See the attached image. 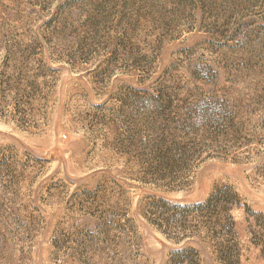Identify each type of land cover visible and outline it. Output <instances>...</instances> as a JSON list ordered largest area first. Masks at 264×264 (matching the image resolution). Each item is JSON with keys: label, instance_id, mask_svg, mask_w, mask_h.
Segmentation results:
<instances>
[{"label": "rangeland", "instance_id": "rangeland-1", "mask_svg": "<svg viewBox=\"0 0 264 264\" xmlns=\"http://www.w3.org/2000/svg\"><path fill=\"white\" fill-rule=\"evenodd\" d=\"M0 264H264V0H0Z\"/></svg>", "mask_w": 264, "mask_h": 264}, {"label": "trees", "instance_id": "trees-1", "mask_svg": "<svg viewBox=\"0 0 264 264\" xmlns=\"http://www.w3.org/2000/svg\"><path fill=\"white\" fill-rule=\"evenodd\" d=\"M164 149L163 143H159L155 146L154 161H158L157 165L154 169L158 170L159 177L164 178L166 174H163L165 170L173 171V169H180V174L183 176L185 170L188 168V162L195 160L197 157L195 155H181V157H168V153L162 152ZM152 155V156H153ZM153 171V167H151ZM151 173L150 170H148ZM238 205V197L230 188H224L222 190L216 191L212 194L204 203L199 204L193 207H177V206H170L164 201H161L159 204H154L153 207L159 212L158 215L161 216V221L165 224L168 222H173L176 220L177 211H181L185 213L183 215V222L186 220H195V217H200L204 219L203 222L204 229L207 232H210L212 238L218 241L221 244L222 251L226 254V259L231 263L236 262V257L232 255L234 253V245L232 244V239L234 237V231L231 229L224 233L225 227L224 222L226 223L232 222L230 221V210ZM156 214V213H153ZM180 215V214H179ZM233 225V224H232ZM218 238H221L222 241H219ZM226 238V239H224ZM233 247V248H232ZM236 253V252H235ZM234 253V254H235ZM192 259V257L190 258Z\"/></svg>", "mask_w": 264, "mask_h": 264}]
</instances>
